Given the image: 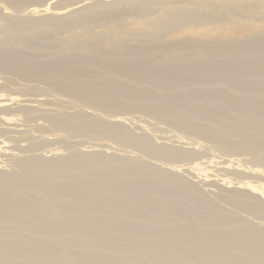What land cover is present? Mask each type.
I'll return each instance as SVG.
<instances>
[{
	"label": "bare ground",
	"instance_id": "bare-ground-1",
	"mask_svg": "<svg viewBox=\"0 0 264 264\" xmlns=\"http://www.w3.org/2000/svg\"><path fill=\"white\" fill-rule=\"evenodd\" d=\"M7 1L11 8H24L41 0ZM60 1L18 14L33 20L51 15L52 30H40L52 33V39L0 5V69L37 77L61 95L107 111V118L89 110L93 106L62 115L48 106V98L0 94V132L14 123L10 113L33 116L43 121L39 129L96 132L153 159L109 154L101 141L74 151L69 144L68 153L53 148L35 153L43 145L37 141L20 146L24 154L7 155L14 165L0 166V264H264V223L249 217L264 220V184L199 177L197 170L208 166L193 160L199 156L196 147L154 141L147 131L137 134L123 116L139 107L207 138L223 153L251 154L254 167L240 169L233 165L241 159H228L219 169L264 179L259 168L264 163V42L259 41L264 16L252 11L247 21L246 14L205 9V0L166 5L156 15L144 3L157 0H73L58 7ZM80 8H87L88 18L69 15ZM127 9L148 14L128 31L123 24H106ZM74 24L79 32L62 35ZM96 26L107 40L96 38L101 36ZM223 54L227 60H220ZM99 68L103 75L97 77L93 72ZM186 160L195 163H173ZM180 170L231 206L208 198Z\"/></svg>",
	"mask_w": 264,
	"mask_h": 264
},
{
	"label": "rangeland",
	"instance_id": "rangeland-1",
	"mask_svg": "<svg viewBox=\"0 0 264 264\" xmlns=\"http://www.w3.org/2000/svg\"><path fill=\"white\" fill-rule=\"evenodd\" d=\"M41 1H40L41 3L38 2L39 5L38 4L37 5H33L34 2L32 3L31 1L28 2V3H25L27 5H25L26 7H24V8L20 7V6L11 8L9 6L7 0H0V5L3 6V9L6 8V10H2V11L10 12L12 15H13V12H14L15 13L14 16H13L14 19L20 20V21H23V22H27L26 24L28 26H30L32 29L38 30L39 31V33H38L39 36H42L45 39H48V38L52 39L53 38L51 36L52 33L48 32V31H41L40 30L41 28H44V29L49 28V30H52L53 27L50 26V20L52 18L51 15L43 17V18H37L35 20H33V18H27L26 19V18H23L22 16L18 15V14H23V11H22L23 9H26L28 7L29 8H33V7L35 8L36 6H40V5H47V3H49V2L51 3L52 0H41ZM69 1H70V3H69ZM195 1H198V0H187V2H191V3H194ZM217 1L218 0H205L203 2L202 6L205 7V9H209L210 7L211 8H217L218 10H220L222 12H225V14H231V15L232 14H246V16H243L242 19H245L247 21L252 20V18H251L252 14L250 13L252 11L260 12L261 14L258 15V16H264V0H238V1L235 0L236 2L234 0H226V2H225L226 5L224 4V2L222 3V2H217ZM72 2H73V0H62V1L57 2L55 4L58 7H65V6L71 5ZM185 2H186V0H157V1H154V2H149V3H144V4H146L147 7H149V8L152 7L153 9H152L151 12L154 13V15H156V14H158L157 10L162 8V7H164V6H166V5H175V4H178V3L181 4V3H185ZM234 3H237V5L236 6H232V8L230 10L231 12H227L225 10L227 5L234 4ZM30 4H31V6H30ZM80 4H82V3H79V5ZM242 5H244L246 7H243ZM19 7L21 8V10H20ZM17 8L19 10H17ZM1 9L2 8H0V10ZM81 9L82 8H80L79 11L73 12V14L70 13L69 15L71 17H75V18H78V16H87V18H88L89 14L85 10L87 8L83 9L82 11H80ZM154 9H156V10H154ZM127 10L128 11H124L123 14L117 15L116 17L108 20L106 22V24H112V25L123 24L122 25L123 29L125 31H128L129 28H134V27L140 26L141 24H140L139 21L143 20L145 18V16L148 14V12H146L144 10H141V11H134L132 9H127ZM29 21H31V22L35 21V22L31 23ZM85 21L91 22L90 18L89 19H85ZM137 22H138V24H137ZM70 30H71V32H69ZM79 31H80V28H78L77 24H74L69 29H63L61 31V33H62V35H68L70 33H73V34L77 33ZM95 31L96 32H100L101 31V36H97L96 38H99V39H102V40L103 39H106V40L108 39L107 35H103V28H99L98 26H96V27H94V32ZM1 34L2 33H0V42L3 41L1 39L3 34L2 35ZM80 38H81V36L79 37V39ZM259 41H261V42L263 41L264 42V31L262 32V37L260 38ZM100 43H101V41L95 42L97 47L100 46ZM217 47L218 46H211L212 50L213 49L217 50V49L221 48V47H218V48ZM47 51L55 53V54H59L60 53V51H51L50 49H48ZM221 58L222 59H220V60H227V59H225L226 58L225 54L221 55ZM93 73L97 77L103 75V73H102L100 68L97 71H94ZM108 79H111V78L109 77L106 80H108ZM0 94L4 95L6 97L15 94V95H22L23 97L24 96H26V97L30 96L31 98H33V97L35 98V97H38V96L39 97L42 96V97L48 98L47 100L51 101V103L49 102L48 106L52 107V108H55L62 115L72 114L75 111L84 109L86 107H87V109H89L91 106H93V105L88 104L86 101H84L80 97L78 98L77 96H74V95H71V94H67V93L61 95L59 92L55 91L52 88V86H50L48 83L44 82L43 80L38 79L37 77H27V78H25V77L22 76V74H20L15 69H0ZM13 106H16V105L13 104ZM91 108L89 110H92L94 112H97V113L101 114V115H99V117L107 118V115H108L107 111H106L107 112V114H106V112L104 110H102L101 108H97L95 106H93ZM95 109H97V111ZM4 115H7V114H4ZM120 115H122V114H120ZM9 116H11L12 121L14 123H12L10 125H7L8 128L2 127V128L6 129V130L10 129L9 131L0 132V160H1L0 166L1 167L9 168L11 165L13 166L14 165L13 163H15V162L12 159H9L10 157L7 156V155L16 156L18 154L19 155L20 154H24L25 151H21L20 146L23 147V146L28 145L29 143L36 142V141L40 142L43 145L35 148L34 149V151H36L35 153H37L38 150L39 151L43 150V153L45 152L46 154H48L49 150L55 149V150H61V151L63 150V151H65L66 148L70 149V147H71V151H74L77 148L78 149H80V148H82V149L83 148L92 149V148H86V146L89 147L90 145H94V143L96 144L98 141H101L100 143L102 144V142H103V143H105V145L107 144L106 146L113 145L110 148H109V146L107 148H106V146L104 147V148H106L104 150L110 152L109 154H117V153L120 152V154L125 153V154H129V155H133L134 156V154L136 153L135 157H138L139 159L141 158V156L143 158L146 157L144 159H147V158L149 160L153 159L152 158L153 155L147 154L145 151L143 152L142 150H139V148H137V147H132V145L129 146L130 144H126V145L125 144H121L118 141H116V139H114L112 137H108V136H105V135H100V134H97L96 132H95V134H93L94 132L91 133V131L82 130L83 134H81L82 131L81 132L78 131L79 133L75 132L74 134H71V133L67 134L63 130H61L60 128L55 129V128H50V127H46V128L44 127L43 129H39L36 126H39L41 123H43V121H41L40 118H39L40 119L39 120L36 117L33 118V116H31L33 118L32 119V118H25V116L23 117V115H17V116L21 117V119H20L19 117H17L15 114H12V113H10ZM123 116L128 117L126 125L129 127L130 131H133L135 133H137V131L138 132L147 131L149 136L154 141L156 140L158 142H161V141H164L165 139H167V141L165 140V142H168V143L170 142L171 145L173 144V146H177V147H182V144H183V146H185L187 144L189 146L196 147L197 149H195V151H196L197 155H199V156L197 157V159H193V160L194 161L196 160L195 161L196 163L197 162H206L204 164L206 166H208V168L206 167L207 169L200 170L201 172L199 170H197L198 173H195V174H197L198 176L201 175V173H202L206 178H207V176H209L210 179H213V180L214 179L218 180L220 178H225L227 180L230 179L232 182H235V183L238 182V181H243V182L250 181L252 183L254 182L253 184H256V185L264 184V179L260 178L261 180L260 179L258 180L256 177L254 178V177L248 176L247 173H245V171H243V170H241L240 174L239 173L238 174H236V173L233 174V172H226V171L224 172V171L219 169V167H222L221 165H224V164H221V161H223V160L228 161V159H232V160L233 159H241V162H239L237 160L236 164L233 165L234 167H238L240 169H242V168L245 169L248 166L249 167H254L253 164L256 161H254L253 156L251 154H248V153H245V152L244 153L240 152V154H239V152H236V153H234V152H229L228 153L227 152L226 153V151H224V153H223L222 149L217 148V146H215V144L213 142H211L210 140H208L207 138L204 137L205 139H203V137H201V135L199 136L196 133L187 132L184 129L181 130V128L177 127L173 122H165L164 120H161V119L155 117L153 114H151L147 110L141 109L139 107L133 106L132 108L128 109V111H126V113H123ZM22 117L25 118L26 121H25V119H23V121H22ZM29 120L30 121L35 120V121L30 122ZM16 123H17V125H16ZM22 124L24 125V127H26L25 129H24ZM12 125L13 126L15 125V126L13 127ZM2 126H5V125H2ZM11 128H12V130H11ZM29 131H30V134H29ZM51 131H53V132H51ZM56 131L58 133H56ZM23 132H25V133H27V135L28 134L29 135L27 137L26 136L24 137L23 135H26V134L23 133ZM48 133H50V134H48ZM59 133H61V134H59ZM85 133H86V135H85ZM89 133H91V134H89ZM56 134H58L60 136L58 137V135H56ZM168 135L170 136L169 137L170 140H169V138H167ZM42 136H44L43 138L48 136V138H51V140H41ZM164 136H166V138ZM178 137H180V138H178ZM56 138H58V139H56ZM59 139H61L62 141L59 140ZM182 140H184V141H182ZM110 142H111V144H109ZM69 144H70V147H69ZM63 146H65V147H63ZM79 146H81V147H79ZM120 148H122V149H120ZM36 149H38V150H36ZM67 151L69 152L70 150H66L65 153H68ZM123 151H126V152H123ZM127 151H128V153H127ZM131 151H132V153H131ZM30 152H31V150H30ZM1 154L5 155V156H2ZM2 158L3 159L5 158L7 160H5V159L3 160ZM193 160H186V161H183V162L175 161L173 163L174 164L175 163L176 164L177 163H179V164L183 163V165H185V163H187V162L189 163L190 161H193ZM210 160H211V162H210ZM251 160H252V163H251ZM162 161L164 162L166 160H162ZM194 161L190 162L189 164L187 163L188 166L191 165V164H194L195 163ZM5 162H7V163H5ZM3 163H5L6 165L3 164ZM166 163H168V162L166 161ZM256 164H258V163H256ZM183 165H182V167H183ZM259 165H261L259 168L264 173V163H261V164L259 163ZM180 174H182V176L187 177L184 180L185 181H188V180L191 181L193 187L197 186L200 189H202L204 194L208 198H210L211 200L215 201L216 203H218L219 205H222V206H226V207H230L231 206L228 203H225L224 201H222V199H219L215 195V191H211L210 190L212 188L209 189L208 187L203 186L199 182H197L196 178H194V176H192V175L190 176L184 170H180ZM206 174H207V176H206ZM203 175L201 177H204ZM263 194H264V191H263ZM235 210H236V208H235ZM236 211L239 212V213H242L243 215L246 214L248 216V214L243 212L242 209L237 208ZM249 217H251V219L253 218L254 221H257V222H260V223H264L263 217H262V219L260 217H255L256 220L252 216H249ZM4 238H6V237H4Z\"/></svg>",
	"mask_w": 264,
	"mask_h": 264
}]
</instances>
